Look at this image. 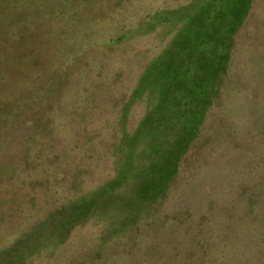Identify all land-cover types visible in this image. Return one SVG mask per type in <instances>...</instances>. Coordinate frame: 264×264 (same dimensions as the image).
Masks as SVG:
<instances>
[{
	"label": "trees",
	"instance_id": "obj_1",
	"mask_svg": "<svg viewBox=\"0 0 264 264\" xmlns=\"http://www.w3.org/2000/svg\"><path fill=\"white\" fill-rule=\"evenodd\" d=\"M1 1L0 18L7 23L10 16L2 17ZM27 1L20 8L29 14L24 27L33 25V15L45 5V0L36 5ZM192 8L183 12L176 37L146 67L142 89L135 88L129 94L131 102L122 104L121 134L113 148L119 172L92 193L64 198L62 206H49L40 215L41 235L34 244L42 248L61 247L78 231L73 232L76 225H90L80 232L81 243L73 234L67 264H119L116 255H125L122 264H216L215 239L224 234L230 239L222 257L239 254L243 264L264 259V64L254 65L255 60L264 63V52L243 54L237 49L250 23L253 0H199ZM13 43L21 46L24 41ZM32 90L30 86L13 101L18 103H13V116L2 118L0 113V127L17 118L19 106L31 103ZM140 102L146 104L145 112L129 129V106ZM241 159L248 173L257 177L232 191L222 182ZM176 199L181 201L176 211L182 217L177 238L182 239L163 249V242L151 247L148 238L137 240L142 232L138 224ZM187 213L191 222L183 221ZM239 218L246 219L247 234L242 225L231 227ZM212 222L222 226L220 233L214 234ZM7 248L2 246V252ZM161 252L164 255L157 257ZM25 260L18 256L14 264Z\"/></svg>",
	"mask_w": 264,
	"mask_h": 264
},
{
	"label": "rangeland",
	"instance_id": "obj_2",
	"mask_svg": "<svg viewBox=\"0 0 264 264\" xmlns=\"http://www.w3.org/2000/svg\"><path fill=\"white\" fill-rule=\"evenodd\" d=\"M197 1L45 0L29 27L23 26L28 12L20 10L24 0L1 1L2 17L10 16L7 23L0 18L2 118L13 116V101L19 100L20 93L30 86L33 90L28 95L31 103L19 106L17 118L0 127V250L8 247L1 250L0 264H14L18 256L23 260L28 257L22 264H67L73 234L81 243L84 234L80 232H87L90 225H76L73 232L78 231L61 247L42 248L34 244L41 235L40 215L49 206H62L64 198L92 193L119 172V157L113 148L121 134L122 104L131 102L129 94L141 88L146 67L176 37L183 25V12L193 9ZM27 2L36 5L39 1ZM20 40L24 41L21 46L13 43ZM237 49L243 54L264 52V0H253L250 23ZM263 64L262 60L254 63L256 67ZM46 71L48 78L43 77ZM62 72L67 79L62 78ZM129 108L132 129L146 104ZM238 163L236 169L231 166L227 170L222 182L232 191L257 177L248 173L242 159ZM173 202L160 205L154 216L138 224L142 232L137 240L148 238L151 247L156 241L163 242V249L182 239L177 238L181 227L176 226L182 218L176 211L181 201ZM183 218L191 222L189 213ZM210 224L215 235L220 233L221 225ZM246 224V219L239 218L231 227L242 225L247 234ZM174 228L177 232L171 233ZM228 239L225 234L215 239L216 264L222 260L223 264H243L244 257L239 254L222 257ZM238 247L243 249V243ZM124 258L116 255L114 260L122 264ZM255 264H264V259Z\"/></svg>",
	"mask_w": 264,
	"mask_h": 264
}]
</instances>
